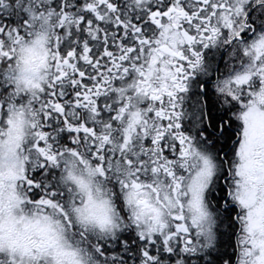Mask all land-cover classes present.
<instances>
[{"label":"snow or ice","instance_id":"obj_1","mask_svg":"<svg viewBox=\"0 0 264 264\" xmlns=\"http://www.w3.org/2000/svg\"><path fill=\"white\" fill-rule=\"evenodd\" d=\"M0 264H264V0H0Z\"/></svg>","mask_w":264,"mask_h":264}]
</instances>
